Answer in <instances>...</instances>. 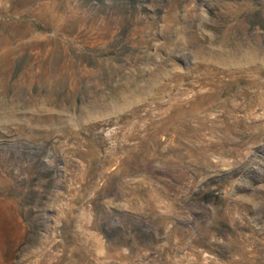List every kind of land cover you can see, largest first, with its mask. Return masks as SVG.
<instances>
[{
    "label": "rangeland",
    "instance_id": "1",
    "mask_svg": "<svg viewBox=\"0 0 264 264\" xmlns=\"http://www.w3.org/2000/svg\"><path fill=\"white\" fill-rule=\"evenodd\" d=\"M0 264H264V0H0Z\"/></svg>",
    "mask_w": 264,
    "mask_h": 264
}]
</instances>
